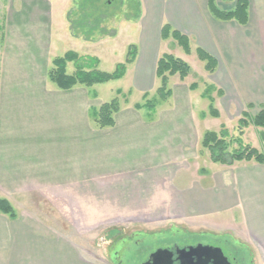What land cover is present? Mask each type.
I'll use <instances>...</instances> for the list:
<instances>
[{
  "label": "crops",
  "instance_id": "0c3cea01",
  "mask_svg": "<svg viewBox=\"0 0 264 264\" xmlns=\"http://www.w3.org/2000/svg\"><path fill=\"white\" fill-rule=\"evenodd\" d=\"M59 1L0 0V198L14 210V216L0 212V264H99L55 220L26 204L34 194L46 196L65 226L142 223L233 233L264 258V164L216 163L201 146L203 133L223 124L218 104L240 113L247 104L264 108L263 87L255 85L257 94L250 95L238 77L233 86L228 74H218L222 59L224 67H232L231 34L244 49L254 40L264 60V0H246V24L215 19L208 0H167L162 6L167 23L215 57L210 86L191 89L190 73L184 79L173 75L168 98L157 99L153 108H137L143 94L151 91L155 97L159 86L157 54L143 60L137 53L125 73L136 63L133 84L141 99L123 98L114 124L102 128L93 122L97 108L107 102L97 91L99 84L64 90L47 78L52 60L77 41L68 20L73 6L58 12ZM235 1L215 3L227 10ZM192 54L191 47L187 55ZM73 70L68 63L67 71ZM208 87L211 93L221 89V95L208 94ZM203 99L209 100L206 109L199 105ZM210 104L216 117L209 114ZM213 120L217 125L212 127Z\"/></svg>",
  "mask_w": 264,
  "mask_h": 264
},
{
  "label": "rangeland",
  "instance_id": "374dc122",
  "mask_svg": "<svg viewBox=\"0 0 264 264\" xmlns=\"http://www.w3.org/2000/svg\"><path fill=\"white\" fill-rule=\"evenodd\" d=\"M75 1L68 0L67 4V0H60L57 5V11H64L67 5L68 10L73 6L71 8V17L77 18L78 7ZM137 1L139 3L135 5ZM165 2L167 0H117L116 9H112L110 17L101 25L107 29V32L113 31L114 35L96 32L89 40L78 36L75 37L77 41L72 47L78 53L84 54V56L99 58L97 68L102 71H112L116 63L123 62L130 45L136 46V57L138 53L143 60H152L156 54L159 56L163 52H171L177 56L179 55L192 69L188 76V81L204 89L205 86H210L211 75L210 72L204 69V63L197 58L194 52L195 41L193 39L190 40L193 54L187 55L171 38L163 40L160 37L161 26L167 22V18L163 16L162 12V6ZM134 9H138L137 17L135 18ZM234 37L235 35L231 34V39L228 43L232 45L230 51L232 67H224L227 64H225L221 56L223 67L221 66L218 71L219 77L221 78L224 74H228L233 86L237 85V82L233 80L238 77L241 82L240 85L246 86L250 95H255L257 94L255 85L264 88V60L259 58L260 52H258V45L254 40H250L244 49L242 48L241 39H234ZM70 46L71 43H69ZM69 47L67 49H72ZM135 64L127 69L124 77L120 80L102 83L96 87L103 99L109 101L115 97L117 89H122L121 93L116 95L119 98L120 105L125 97H128L131 103L139 102L141 93L135 90L136 88L133 84ZM208 88L207 93L210 94L211 87ZM129 89L130 92L127 96L126 93ZM216 89L214 87L211 95L220 96L221 89ZM149 94L148 98L153 99V93L149 91ZM208 103V99H203L199 105L206 109ZM218 105L222 114L220 122H223V124H220L214 130L218 132L221 128H225L227 139L234 142V146H236L239 138V132L236 127L238 119L242 116L241 113L247 110L251 114H255L262 106L256 104L250 109L244 106L243 111L240 113L239 108L232 109L225 102ZM214 106L216 107L215 102ZM208 125L216 126L217 121H210ZM257 133V128L249 125L242 139L262 151L264 145L260 143ZM26 204L37 206L40 209L37 212L38 214L55 220L58 224L57 227L64 228L67 233L73 235L91 261L99 264H141L150 253L158 248H170L175 245L180 247L197 243L220 247L232 264H264V258L260 257L254 250V244L245 242L237 234L232 233L224 236L211 234L210 232L191 233L173 227H152L142 223L123 226H97L89 229L76 228L71 223L65 226L61 212H57L49 206V200L46 196L30 195ZM43 207H50L51 210L42 209Z\"/></svg>",
  "mask_w": 264,
  "mask_h": 264
},
{
  "label": "trees",
  "instance_id": "16d2710c",
  "mask_svg": "<svg viewBox=\"0 0 264 264\" xmlns=\"http://www.w3.org/2000/svg\"><path fill=\"white\" fill-rule=\"evenodd\" d=\"M133 1V0H130ZM78 12L77 18H72V11L68 14L70 31L74 37L82 36L85 40L95 34L114 35V32H107L104 26H101L104 21L110 17L112 9H116L117 0H76ZM138 1L135 5H138ZM208 11L217 20L228 21L236 20L240 24L247 22V1L236 0L235 5L231 9H220L215 0H208ZM136 7V6H135ZM135 10L134 18L137 17L138 9ZM160 37L163 40L171 38L186 54L191 51L189 37L179 30L173 28L169 23H164L160 29ZM1 38V32H0ZM197 58L204 63V69L207 72H213L217 61L214 56L209 54L201 47L195 48ZM136 57V46L128 47L125 60L116 63L112 71H102L97 68L99 60L95 56H79L73 50L66 51L63 55L57 56L52 60V65L47 71V78L59 89H70L76 85L85 87L95 84H102L112 80H117L123 77L128 64H131ZM73 63L74 70L69 73L67 64ZM191 72V68L183 59L173 55L172 53L164 52L160 54L156 60L155 76L159 81V86L156 89V96L153 99H147V93L143 94V103H136L135 107L153 108L156 100H165L171 94L169 88V77L178 75L180 79H184ZM195 83L190 84L193 89ZM120 90H116V94H120ZM247 109L252 107L251 104L246 105ZM120 108V101L117 96L107 102H103L96 110L93 117V122L97 127H107L114 124L113 115ZM209 114L213 117L218 115L217 110L210 104ZM242 116L237 121V130L239 132L238 142L234 146V142L227 139V131L221 128L218 132L215 130H206L201 138V146L207 149L211 161L230 165L235 161H250L254 160L264 164V151L259 150L250 144H243L240 136L243 129L249 125L257 128L258 138L264 145V108L251 114L244 110ZM0 212L14 216V210L10 203L0 198Z\"/></svg>",
  "mask_w": 264,
  "mask_h": 264
},
{
  "label": "water",
  "instance_id": "95a60500",
  "mask_svg": "<svg viewBox=\"0 0 264 264\" xmlns=\"http://www.w3.org/2000/svg\"><path fill=\"white\" fill-rule=\"evenodd\" d=\"M173 250L177 255L178 264H230L220 247L203 243L185 247L175 245L172 248H158L150 253L142 264H172Z\"/></svg>",
  "mask_w": 264,
  "mask_h": 264
},
{
  "label": "flooded vegetation",
  "instance_id": "af4514ba",
  "mask_svg": "<svg viewBox=\"0 0 264 264\" xmlns=\"http://www.w3.org/2000/svg\"><path fill=\"white\" fill-rule=\"evenodd\" d=\"M192 245H195V244H192ZM185 246H188V245H184V246H180V247H185ZM172 247H174V246H172ZM172 247H170V248H172ZM176 256H177V255H176L175 251L173 250V257H172V258H173V262H172V264H178V261L176 260ZM225 256H226V255H225ZM226 257H227V256H226ZM146 259H147V258H146ZM146 259H145L144 261H146ZM227 259L229 260L228 257H227ZM144 261H143V262H144ZM193 261H194V259L192 260L191 263H193ZM143 262H142V263H143ZM229 262H230V264H232L230 260H229ZM142 263H141V264H142Z\"/></svg>",
  "mask_w": 264,
  "mask_h": 264
}]
</instances>
